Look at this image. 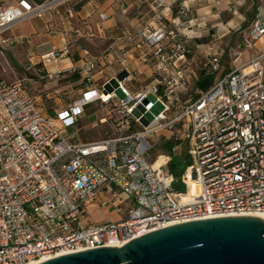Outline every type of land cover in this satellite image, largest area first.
<instances>
[{
	"label": "built area",
	"instance_id": "obj_1",
	"mask_svg": "<svg viewBox=\"0 0 264 264\" xmlns=\"http://www.w3.org/2000/svg\"><path fill=\"white\" fill-rule=\"evenodd\" d=\"M77 1L0 4L1 52L18 42L16 36H6L17 22L43 17L60 5L73 17ZM156 2L168 6L164 0ZM228 10L235 12L236 4L230 2ZM186 37L182 30H168L162 23L126 34L129 42L144 48V60L153 61L158 74L155 83L137 93L130 90L127 77L114 76L99 84L94 76L99 60L88 57L81 66L88 90L56 119L44 112L26 77L0 79V264H29L122 246L190 220L264 214V47L208 90L184 99L188 90L184 72L191 53ZM263 38L264 0H260L242 46L253 49ZM69 54L65 47L45 59L58 61ZM235 55L239 58L241 52ZM219 68L218 55L210 54L203 69ZM44 77L59 78L60 72ZM157 102L163 108L154 114ZM90 103L114 108L115 135L72 141L79 134L77 121ZM160 135L173 144L172 156L188 148L192 163L183 175L186 191L175 188L178 179L167 169L171 155H164L158 167L153 163L161 155L146 160ZM92 206L108 208L118 218L94 222Z\"/></svg>",
	"mask_w": 264,
	"mask_h": 264
},
{
	"label": "crops",
	"instance_id": "obj_2",
	"mask_svg": "<svg viewBox=\"0 0 264 264\" xmlns=\"http://www.w3.org/2000/svg\"><path fill=\"white\" fill-rule=\"evenodd\" d=\"M19 1L21 0H0V4L15 5ZM156 1L144 0L139 4V0H78L73 17L68 15L65 5H60L43 17L17 22L6 33V36L18 38V42L10 47V55L15 63L25 61L30 65L29 69L32 68L37 74L60 72L59 78L49 81L45 88L39 90L44 92L45 98L42 102L39 103L40 95L34 96L48 116L56 119L58 112L82 98L88 90L81 70L88 57L99 60L94 75L99 84L114 76L121 79L127 77L125 82L133 93H137L146 84L155 83L158 74L154 62L144 60V48H138L126 38L127 33H136L139 29L162 23L168 30L180 29L187 33L186 40L191 53L184 72L188 79V90L183 94L184 99L194 98L208 90L224 74L249 60L264 47V44L257 42L255 48H244L241 56L235 57V63L239 61V64L234 67L225 64L228 55H235L233 51L236 49L232 46L236 42L235 38L241 35L243 39L257 17L256 0H164L168 5L166 8L158 5ZM230 2L236 4L235 12L228 10ZM65 47L70 48L68 56L58 61L45 59L51 52ZM212 53L218 55L220 68L206 72L203 69L204 64ZM203 76H207V80L199 84ZM99 105H86L75 128L79 130V123L90 117L87 111ZM100 118L93 119L88 125L96 127L102 123ZM71 130L69 128L66 131ZM166 135L167 133L164 136ZM78 138L79 134L71 140L93 141H79ZM99 139L103 138L95 140ZM111 213L116 216V220L117 214ZM92 214L91 219L94 222L113 220H95Z\"/></svg>",
	"mask_w": 264,
	"mask_h": 264
},
{
	"label": "water",
	"instance_id": "obj_3",
	"mask_svg": "<svg viewBox=\"0 0 264 264\" xmlns=\"http://www.w3.org/2000/svg\"><path fill=\"white\" fill-rule=\"evenodd\" d=\"M37 264H264V219L234 215L190 220L122 246L67 253Z\"/></svg>",
	"mask_w": 264,
	"mask_h": 264
},
{
	"label": "rangeland",
	"instance_id": "obj_4",
	"mask_svg": "<svg viewBox=\"0 0 264 264\" xmlns=\"http://www.w3.org/2000/svg\"><path fill=\"white\" fill-rule=\"evenodd\" d=\"M237 34V33H235ZM236 42H233L232 46L236 49V51H243L244 47L242 46V37L241 35H238L235 38ZM260 45L264 44V38L259 41ZM235 54V51H233ZM10 48L8 49H3L1 52V47H0V79L5 78L7 80H13L19 77H26L27 78V85L32 92L34 96H41L39 98V103L42 102V99L44 100V92H40V89L45 88V85L49 81H54L56 79H50L48 77H41L40 75L44 76L45 74L39 72V74L35 73L34 70L29 69V64L27 62L22 61L21 63H15L10 55ZM235 55L231 56L228 55L226 57L225 64L229 67H234L236 64H239V61H236L235 63ZM61 81H59V84ZM118 95L123 96V93L121 90H118ZM53 101V99H51ZM150 100L152 102H155L156 97L154 95H150ZM50 101V99H48ZM163 106L161 103L157 102L153 107H152V112L154 114L159 113L162 110ZM97 117H96V114ZM87 113L90 115L89 118L86 117L85 121H81L79 123V138L77 140L79 141H87V140H95L98 138H107L109 136H114V131H115V124H114V118L116 115V111L114 108H105L102 106L95 107L93 110L87 111ZM100 117H106L107 121L105 123H99L96 127H93L91 125H88L90 121L93 119L98 120ZM148 119L153 118L152 113H148L147 115ZM88 125V126H87ZM153 149L146 154V160L148 162H152L158 155H161L158 160L155 163L162 164L165 161V156L164 155H171L173 154L172 152V146L173 144L171 142H166L164 140L163 135H160V139H154L153 140ZM172 161L167 166V169L170 171L180 174L183 173L187 170V167L192 163V159L188 154V148L185 147L184 150L176 155L172 156ZM175 188L179 191H184V186L182 184H178L175 186ZM90 210L93 212L92 217L95 220H100L104 218H111L115 219L116 216L110 212L108 208L104 209H98L96 210L95 207H91Z\"/></svg>",
	"mask_w": 264,
	"mask_h": 264
},
{
	"label": "trees",
	"instance_id": "obj_5",
	"mask_svg": "<svg viewBox=\"0 0 264 264\" xmlns=\"http://www.w3.org/2000/svg\"><path fill=\"white\" fill-rule=\"evenodd\" d=\"M260 3V0H256V9H258V5ZM207 80V76H203L200 80H199V84L202 83V81H206ZM176 177H177V181L175 182V186H177L178 184H182L184 186V191L187 190V184L185 182V180L183 179V175H184V172L183 173H180V174H176Z\"/></svg>",
	"mask_w": 264,
	"mask_h": 264
},
{
	"label": "bare ground",
	"instance_id": "obj_6",
	"mask_svg": "<svg viewBox=\"0 0 264 264\" xmlns=\"http://www.w3.org/2000/svg\"><path fill=\"white\" fill-rule=\"evenodd\" d=\"M153 164H154L155 167H158V166L161 165V164L155 163V162ZM249 215L259 216V217L264 219V214L263 213H252V214H249ZM47 259L48 258H43V259H41V260H39L37 262H33V263H29V264H37V263L42 262V261L47 260Z\"/></svg>",
	"mask_w": 264,
	"mask_h": 264
}]
</instances>
